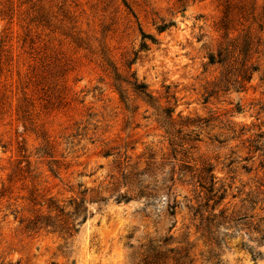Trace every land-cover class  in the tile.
<instances>
[{
  "label": "rangeland",
  "instance_id": "rangeland-1",
  "mask_svg": "<svg viewBox=\"0 0 264 264\" xmlns=\"http://www.w3.org/2000/svg\"><path fill=\"white\" fill-rule=\"evenodd\" d=\"M225 1L0 0V264H264V0Z\"/></svg>",
  "mask_w": 264,
  "mask_h": 264
},
{
  "label": "trees",
  "instance_id": "trees-1",
  "mask_svg": "<svg viewBox=\"0 0 264 264\" xmlns=\"http://www.w3.org/2000/svg\"><path fill=\"white\" fill-rule=\"evenodd\" d=\"M227 1V0H226ZM225 1V3H227ZM262 15H264V8H262ZM228 17V14L223 12V22L226 21ZM260 32H263V28H260ZM260 40V39H259ZM222 55V53H219ZM117 203H119V200H116ZM42 206V205H41ZM71 206V205H70ZM65 208H58L54 207L52 205H48L46 207L47 214L46 215H39L34 217L33 219L29 220L27 225L25 226V229H29L32 232H38L41 230H49L52 233H59L67 236L68 238H71L74 233H77L78 226L82 223H84L87 219V216L84 213V210L78 205L75 204L73 207V212L71 213H65ZM56 212L58 213L56 216H52V213ZM62 216L66 217H79L81 216V220L77 222V224H72L69 222V220H64ZM170 252L173 251V249L168 250ZM165 252L163 251L162 245H155V246H149L148 250L145 252V255L142 259V264H167L164 258Z\"/></svg>",
  "mask_w": 264,
  "mask_h": 264
}]
</instances>
